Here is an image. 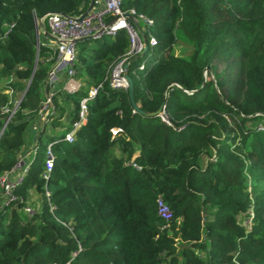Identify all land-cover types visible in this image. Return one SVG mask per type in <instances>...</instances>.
<instances>
[{
  "label": "trees",
  "instance_id": "1",
  "mask_svg": "<svg viewBox=\"0 0 264 264\" xmlns=\"http://www.w3.org/2000/svg\"><path fill=\"white\" fill-rule=\"evenodd\" d=\"M89 3L0 0V178L41 120L11 196L0 184V264H264V0H120L134 10L142 49L127 54L124 28L77 40L83 84H57L54 112L42 115L56 52L37 46L35 17ZM179 38L187 55L175 53ZM124 56L136 106L106 78ZM10 87L23 90L11 117ZM48 124L64 129L49 134ZM32 191L40 208L30 214ZM157 196L169 221L156 213Z\"/></svg>",
  "mask_w": 264,
  "mask_h": 264
},
{
  "label": "built area",
  "instance_id": "2",
  "mask_svg": "<svg viewBox=\"0 0 264 264\" xmlns=\"http://www.w3.org/2000/svg\"><path fill=\"white\" fill-rule=\"evenodd\" d=\"M95 4H97V6ZM140 17L147 21L144 16L140 15ZM136 22L137 17L134 15V10L123 9L120 5V0H93V5L90 8L77 14H65L59 11H53L46 13L43 16L35 17L37 46L45 42L48 45L53 46L56 52L55 61L48 70L46 84L49 85L50 89L46 91L45 98L41 104V114L43 115L46 113L49 108L52 110V91L57 84L61 85V88L67 92H74L80 87V82L76 79V70L73 65L76 55V42L79 38L87 35H100L103 33L114 34L118 29L124 28L127 31L130 40V49L127 54L138 52L142 49L144 42L140 36L138 28L136 27ZM42 36L44 41L41 40ZM148 40L152 42L153 38L150 36ZM125 59L126 56L116 61L106 75L109 86H128V81L124 75V71L126 70ZM101 84L102 82H99L98 86H91L88 95L80 99L79 119L73 122V126L70 130L65 132L64 138L66 140L70 141L73 138L75 127H77L80 122L84 121L87 100L95 94ZM8 91L12 93L13 88L10 87ZM13 104L9 117H11L18 106L19 99H14ZM3 110L7 111L9 109L4 107ZM161 118H163L162 115ZM6 123L3 125L0 132L3 131ZM52 161L53 153L51 150V144L49 143L45 156L47 171L51 169ZM22 165H24V163L19 160L14 169L20 168ZM133 166L138 169L140 168L136 164H133ZM26 167L24 170L22 169L21 174L15 181L11 180L10 172L2 175L0 178V184L4 187V191L7 195L11 196V187L15 182L21 180L22 175L26 171ZM44 176L46 177L47 175L45 174ZM155 203L157 215L164 221H169L171 219V211L168 205L162 201L160 196L156 197Z\"/></svg>",
  "mask_w": 264,
  "mask_h": 264
},
{
  "label": "rangeland",
  "instance_id": "3",
  "mask_svg": "<svg viewBox=\"0 0 264 264\" xmlns=\"http://www.w3.org/2000/svg\"><path fill=\"white\" fill-rule=\"evenodd\" d=\"M97 6V4H95ZM140 23H142L140 21ZM43 38V36H42ZM174 50H175V53H178V54H183V55H187L190 51V45L187 41H185L184 39H181L179 38L176 43H175V47H174ZM206 74V73H205ZM76 79L80 82V85L83 84V81H84V77L83 75H79L77 74L76 75ZM7 81V78H3L1 77L0 78V87H2V85ZM4 88V87H3ZM5 90V88H4ZM13 96L14 98L16 97H20V95L22 94L23 90H20V89H14L13 90ZM65 94L64 93H61L58 97V100H62V102H66L67 103V100H64L65 98ZM54 105V103H53ZM55 108H52V111H50L51 113L54 112ZM56 113H57V109H56ZM55 113V114H56ZM65 116V115H64ZM41 117V116H40ZM46 116H44L45 118ZM65 118V117H64ZM41 125V120L39 119H34L30 124V135H32V137L34 138L36 135H37V129L38 127ZM63 126H59V127H52L51 125H47L46 126V131L49 133V134H53V133H61L63 131ZM46 136V135H45ZM33 138L29 137L27 134H26V138H25V142L24 144L21 146V149H20V153H19V160L22 161L24 163V165H22L20 168H16L12 174H11V180L12 181H15L17 179V177L19 176V174L22 172V169L24 170L26 165L32 160L33 158V149H32V145H33ZM17 183V182H15ZM13 198V197H12ZM24 209H29L30 211V214H32L34 211L33 210H36V209H39L40 208V202H39V198H38V195L35 191H32L31 194H30V197L27 201L26 204H24L23 206ZM19 214H20V217L22 219H26L27 217V213L25 212V210H19ZM206 215H207V211H205V213H203V216H202V219L204 220L206 218Z\"/></svg>",
  "mask_w": 264,
  "mask_h": 264
},
{
  "label": "water",
  "instance_id": "4",
  "mask_svg": "<svg viewBox=\"0 0 264 264\" xmlns=\"http://www.w3.org/2000/svg\"><path fill=\"white\" fill-rule=\"evenodd\" d=\"M92 5H93V0H90V3H89L88 8H90ZM90 37H92V36H90V35L88 36V35H87V36H83V37L79 38L78 40H80V39H85V38H90ZM36 62H37V60H35V62H34L35 65H36ZM124 75L126 76V79H127V81H128L127 89H128L129 99H130L132 105L136 106V103H135L134 98H133V92H132V81H131V78H130V76L128 75V73H127L126 70L124 71ZM27 86H28V84L26 85V88H27ZM26 88H25V89H26Z\"/></svg>",
  "mask_w": 264,
  "mask_h": 264
}]
</instances>
